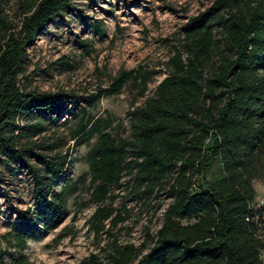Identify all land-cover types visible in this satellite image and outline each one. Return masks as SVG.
Here are the masks:
<instances>
[{
	"label": "trees",
	"instance_id": "1",
	"mask_svg": "<svg viewBox=\"0 0 264 264\" xmlns=\"http://www.w3.org/2000/svg\"><path fill=\"white\" fill-rule=\"evenodd\" d=\"M72 10V0H0V164L12 173L27 171L38 208L34 219L30 208L13 209L15 219L3 238L18 251L31 234L23 225L52 231L64 218L65 186L55 191L53 185L70 166L69 151H35H52L30 142L42 132L41 123H21L33 113L55 118V101L49 93L26 90L19 77L29 45L47 24ZM181 34L167 62L169 73L129 113L131 138L115 139L108 132L110 121L87 108L71 131L73 139L96 137L88 152L91 202L108 200L124 174L133 175L135 188L145 194L166 188L172 197L155 234L145 230L138 247L114 243L110 264H264V240L256 236L252 207L254 179L264 185V0H215L189 18ZM78 43L87 50L84 41ZM137 77L142 95L148 79ZM130 78V72L119 71L91 97L90 106L119 94ZM110 214L98 207L91 220L97 227ZM148 241L151 246L142 253ZM15 264H24L23 258Z\"/></svg>",
	"mask_w": 264,
	"mask_h": 264
},
{
	"label": "rangeland",
	"instance_id": "2",
	"mask_svg": "<svg viewBox=\"0 0 264 264\" xmlns=\"http://www.w3.org/2000/svg\"><path fill=\"white\" fill-rule=\"evenodd\" d=\"M72 1L74 10L47 24L29 45L26 69L19 77L23 88L49 93L55 101L51 108L55 118L49 112L33 113L21 123H41L42 132L30 142L51 146L52 151H35H69L70 166L53 185L55 191L65 186L64 218L52 231L39 232L41 225H23L31 230L23 250L8 244L9 237H3L15 219L13 209L30 208L34 219L38 208L33 205L32 178L27 171L20 168L12 173L0 164V250L6 252L4 264H15L21 257L24 264H110L114 243L138 247L146 238L145 230L153 235L161 226L162 214L172 201L166 188L145 194L143 188H135L133 175L124 174L110 190L108 200L91 202L88 152L96 137L80 135L73 139L71 131L81 110L87 108L94 117L110 121L108 132L115 139L131 138L129 113L152 96L156 85L169 73L167 62L182 41V26L215 0ZM215 38H220L218 32ZM78 40L85 42L86 51ZM213 62H217L216 55ZM121 70L131 74L121 92L104 95L91 107V97ZM139 73L148 79L142 95L134 82L140 80ZM29 162L39 166L34 157ZM253 187L256 197H261L264 185L259 178L254 179ZM98 207L111 214L96 227L91 216ZM150 246L148 241L142 253Z\"/></svg>",
	"mask_w": 264,
	"mask_h": 264
},
{
	"label": "built area",
	"instance_id": "3",
	"mask_svg": "<svg viewBox=\"0 0 264 264\" xmlns=\"http://www.w3.org/2000/svg\"><path fill=\"white\" fill-rule=\"evenodd\" d=\"M252 207L256 211L255 216H254V220L258 226L256 236L263 240L264 238V191L261 197H255ZM259 217L262 223L261 222L259 223Z\"/></svg>",
	"mask_w": 264,
	"mask_h": 264
}]
</instances>
